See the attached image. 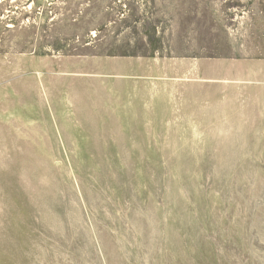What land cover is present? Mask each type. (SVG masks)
Wrapping results in <instances>:
<instances>
[{
  "label": "rangeland",
  "instance_id": "374dc122",
  "mask_svg": "<svg viewBox=\"0 0 264 264\" xmlns=\"http://www.w3.org/2000/svg\"><path fill=\"white\" fill-rule=\"evenodd\" d=\"M0 264H264V0H0Z\"/></svg>",
  "mask_w": 264,
  "mask_h": 264
}]
</instances>
